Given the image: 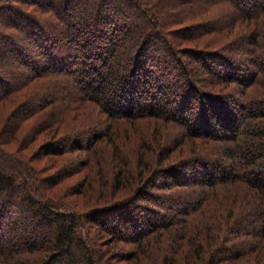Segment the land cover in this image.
Masks as SVG:
<instances>
[{
  "label": "trees",
  "instance_id": "trees-1",
  "mask_svg": "<svg viewBox=\"0 0 264 264\" xmlns=\"http://www.w3.org/2000/svg\"><path fill=\"white\" fill-rule=\"evenodd\" d=\"M0 3V264H264V0Z\"/></svg>",
  "mask_w": 264,
  "mask_h": 264
},
{
  "label": "rangeland",
  "instance_id": "rangeland-1",
  "mask_svg": "<svg viewBox=\"0 0 264 264\" xmlns=\"http://www.w3.org/2000/svg\"><path fill=\"white\" fill-rule=\"evenodd\" d=\"M0 5H1V3H0ZM4 6V5H3ZM30 7H33V6H30ZM32 9L33 8H29V11L28 12H32ZM135 16V15H134ZM134 16H132V17H130L131 19H132V21L133 20H138V19H136ZM11 18V20H10V23L11 24H7L6 26H13V27H16L17 25H20L22 28H23V30H25V32L24 31H19V28L18 29H15L16 31L15 32H13V34L14 35H18V36H21V38H19V39H16V40H14L13 42H11L10 40H9V38H10V36H9V38L8 37H5L4 35H3V33L6 31V30H9V29H7L6 27H4V25L3 24H5V23H1L2 25H0V51L2 50V49H5V51H8V52H14L15 54H16V59H17V55H19L20 56V54H19V51L20 50H24V53H27V55H26V58L27 57H30V56H36V52H40L41 53V55H44V56H46V53L41 49V48H38L36 45H33L34 43H33V41H30V42H28V40L24 37V36H28V34H29V32H31V33H33L34 35H36L35 37H34V39L39 43V45L38 46H40L41 44H42V40L40 39L41 37H43V36H46V34H43V33H45V31L44 32H42L41 30H36L35 28H34V26L32 25V24H30V23H28L27 22V20L22 16V14H19V13H16V11H14V12H12L10 9H8L7 8V6H4V8H1L0 9V19L1 20H7V19H10ZM2 22V21H1ZM6 22V21H5ZM8 22V21H7ZM142 22H144V21H140L139 23H142ZM24 25V27H23V25ZM20 32H22V33H20ZM47 32V31H46ZM5 33H7V32H5ZM43 35V36H42ZM32 37V36H31ZM27 38H29L30 39V37L28 36ZM27 41V42H26ZM18 43H20L21 45H23V47L20 49V48H18V46H17V44ZM161 50H162V48H161ZM40 53L39 54H37V55H40ZM240 53V55H245V52L243 53V51H240L239 52ZM12 55H14V54H12ZM238 56H239V54H238ZM41 59H44L45 57H41V56H39ZM10 61L11 60H9L8 61V59L6 58V60L4 61V66H8L9 65V63H10ZM41 61H43V60H41ZM40 62V61H39ZM190 64H192V66H189L190 67V69H192V67H194L195 66V62L194 61H191V63ZM4 66H2V69H1V71H3V72H6V70H4ZM23 66V65H22ZM22 66H20V69H23V67L24 66H27V65H25L24 64V66L22 67ZM231 92V91H230ZM230 97H238V95H237V92H235V89H233V91L230 93V95H229ZM229 98V97H228ZM89 114H87V115H83L85 118H87L88 119V116ZM78 117H81V115H79ZM66 120V119H65ZM32 121H34L33 119H31L29 122H27V124H29V123H31ZM86 121H84V120H82L81 121V123H85ZM29 131H26L25 133L27 134ZM23 135H24V133H23ZM168 137H169V134L167 133L165 136H164V139L165 140H163V142H165L166 144H171V142L173 141V139H174V137H175V134L174 133H172L171 135H170V139H168ZM221 140H219L218 142H220ZM18 142V140H14V142L12 141L11 143H10V147L12 148L13 146L15 147V145H16V143ZM188 142H190V141H188ZM186 143V142H185ZM191 143V142H190ZM204 144H206L205 145V147H209V148H207V149H204V150H209L210 149V143L209 142H207V143H204ZM175 145V144H174ZM175 147H178V145L176 144L175 145ZM189 147L190 146H188L187 145V143L186 144H184V151H185V156H186V154H189L190 152V150H189ZM181 148V147H180ZM176 149V151H174L173 152V154H174V156H176V158L175 157H173V162L174 161H176V160H178V159H180L183 155H181V153H179V152H181L180 150L181 149ZM193 149V148H192ZM203 153V152H202ZM41 159H43V158H41ZM74 160V159H78L77 157H70V160ZM42 161V160H41ZM40 160H32V163H37V164H40V162H41ZM47 161H49V158H45L44 159V161H43V163L44 162H47ZM63 161H64V159H62V158H60V157H57V162L55 161L53 164H54V166L56 167V166H58L59 165V163L60 164H63V167L62 168H64V167H66L67 166V171H66V177L64 176V179H63V182H61V185L60 186H63L64 187V192L65 191H68V190H71L72 191V193L74 192L75 193V190L73 189L79 182L78 181H80V180H82L81 178H82V176H83V173H84V171H83V173H81V174H73V175H69V173H72L73 172V170H74V168H68L69 166H70V161L69 160H65L64 161V163H63ZM42 163V164H43ZM47 164H48V162H47ZM50 164H52V163H50ZM65 165V166H64ZM55 170V169H54ZM58 170V169H57ZM92 192H95V190L94 191H92ZM70 197H71V199H73V198H77V199H80V201H82L83 199H82V196L83 195H80L79 197H78V195L77 194H75V195H69ZM153 206V205H152ZM160 206H161V209L160 210H162L163 212H167L168 211V209H166V207H167V204H165L164 202H162L161 204H160ZM14 208H15V210H14V215L16 216V217H18V218H22V208H20V206L19 205H14ZM84 208H85V206H84ZM111 213V212H110ZM109 212H105L104 214H102V217H106V218H108L109 219V221H108V223H106L105 225H106V231L107 232H109V233H111V235H106V236H108V237H113V238H115L116 236H118V234L119 233H121L120 231H118V232H116V228H115V226L113 225V222H112V218H113V215H111ZM23 219V218H22ZM104 224H101V226L99 225V224H96L95 223V226H93V229H99V228H101V227H104L103 226ZM108 243H107V245H105V248H108V250L110 251V253H113V252H116V251H123V250H125L127 247H130L131 248V245H129V244H126V242H116V241H114V240H109L108 239V241H107ZM122 254L123 253H121L120 252V254H118V255H108V259H109V262H110V264H127V261H125V260H123V258H122ZM77 255V254H76ZM246 264V263H245Z\"/></svg>",
  "mask_w": 264,
  "mask_h": 264
}]
</instances>
